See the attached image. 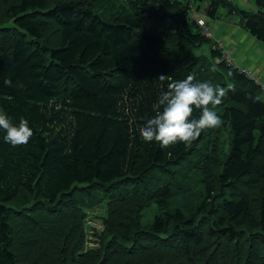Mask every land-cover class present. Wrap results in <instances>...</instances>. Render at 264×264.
Instances as JSON below:
<instances>
[{
    "label": "trees",
    "instance_id": "1",
    "mask_svg": "<svg viewBox=\"0 0 264 264\" xmlns=\"http://www.w3.org/2000/svg\"><path fill=\"white\" fill-rule=\"evenodd\" d=\"M48 1L0 0V111L13 124L26 119L33 131L27 145L14 147L0 130V264H25L16 248L15 214L36 205L60 212L63 203L72 205L67 198L78 186L101 197L140 185L213 146L218 170L202 173L194 202L175 200L185 186L174 179L136 187L132 205L100 200L107 225L96 233L91 264H264L261 86L223 60L221 49H211L221 86L235 89L215 109L223 124L202 132L191 147L162 149L139 132L170 82L161 88L160 75H193L214 86L194 54L212 39L190 28L189 3L203 0H116L106 16L88 2ZM254 4L255 10H243L209 0L206 15L213 19L227 8L264 46V0ZM153 206L152 221L143 223ZM67 220L64 234L74 247L88 236L85 221L66 213L56 225ZM23 238L31 239L28 230Z\"/></svg>",
    "mask_w": 264,
    "mask_h": 264
},
{
    "label": "rangeland",
    "instance_id": "2",
    "mask_svg": "<svg viewBox=\"0 0 264 264\" xmlns=\"http://www.w3.org/2000/svg\"><path fill=\"white\" fill-rule=\"evenodd\" d=\"M56 1L60 2L63 0H49L48 2L52 4L56 3ZM74 1L83 3V5L88 2L93 6L92 9H94V11L100 10V13L103 11L106 16L108 12H110V15L112 14L113 4L116 0ZM227 2L239 9L255 10L254 0H227ZM189 4L192 5L190 12L191 29H199L196 26L197 21L198 19H202L206 27L209 28L210 36L217 40L221 39V35L227 26L235 27L234 34L230 38L231 42L230 44L225 43V45L227 44L225 49L232 50L230 51L231 55L233 53V56L237 57L238 62L242 65H250V63L253 62L251 59V56L255 54H253V52H258L257 49L261 50V46L263 47V45L259 43V45H256V49L252 47V44L248 45L252 38L250 35L245 37L243 41L239 39L245 30L238 14H230L227 8H219L216 17L211 19L206 15L209 0H203L200 4L195 2H190ZM214 48L221 49L223 54H227L221 44L215 40H211V43L209 42L196 48L194 54L197 57L199 65L204 68L200 69L202 75L212 80L214 86H221L222 77L217 75V69H212L214 65H216L215 63H218L217 60H215L214 63L210 57V50H214ZM234 65L236 66V63ZM216 149L217 147L213 146L209 148L208 152L202 157L197 155L196 157L184 160L173 168L163 169L154 179H149L140 185L130 183L119 186L116 190L103 191L101 197L90 189H84L78 186V189L73 192L72 197L67 198L72 200V205L69 207L63 203V206L60 207V212H57V209L47 211L46 207L36 205L31 211L24 210L21 214H15L13 223L17 226V228H15L17 229L15 238L20 260L25 261V264H91L93 260L92 254L96 253L95 250L97 249L96 242L99 241L96 233L99 234L102 231L104 232L105 229L103 230V225H107L106 221L102 219V217L106 215V208L105 205H102L104 202L100 203V200L107 199L109 202H112V205L119 202L121 203L122 201H126L128 205H132L135 196L131 194H133L136 187H144L153 182V180L160 183L162 181H172V179H174V183L185 186V192L182 193L181 191V194L174 195L175 200L177 201V199H181L182 196H184L187 201L194 202L197 199V183L200 182L202 173L205 171L213 173L218 170ZM98 193L102 192L99 191ZM116 195H118V200H115ZM98 197L101 199H98ZM66 213H76L79 215L85 221V234L86 232L88 233V236L87 234H83V238L85 237L84 242L82 239L74 247L70 245L69 237L64 234L67 227L70 226L69 221L67 220L61 225H56L59 221V217L66 215ZM154 215L155 206L149 208L144 213L142 219L143 223L146 224L151 222ZM25 230L29 231V235L31 236L30 240L26 241L23 238ZM70 248H72V252L75 255L73 259H69ZM41 250L45 253L43 257L39 256ZM60 252H63L62 256L59 255Z\"/></svg>",
    "mask_w": 264,
    "mask_h": 264
},
{
    "label": "clouds",
    "instance_id": "3",
    "mask_svg": "<svg viewBox=\"0 0 264 264\" xmlns=\"http://www.w3.org/2000/svg\"><path fill=\"white\" fill-rule=\"evenodd\" d=\"M161 88L164 81L169 80L167 90L162 91L154 104L155 116L139 129L145 143L155 141L162 149L184 144L191 147L192 142L199 138L202 132L219 128L223 121L215 109L223 103V98L229 92H234V86H213L210 81H197L193 75L185 79L170 80L166 75H160ZM7 87H12V81H3ZM22 87V85H19ZM199 111V117L194 112ZM0 130L6 135L4 142L12 146H24L33 136L28 121L21 118L19 124H13L6 113L0 111Z\"/></svg>",
    "mask_w": 264,
    "mask_h": 264
},
{
    "label": "crops",
    "instance_id": "4",
    "mask_svg": "<svg viewBox=\"0 0 264 264\" xmlns=\"http://www.w3.org/2000/svg\"><path fill=\"white\" fill-rule=\"evenodd\" d=\"M235 31V27L233 26H227V28L224 29L222 35H221V39H214L212 36L211 39L215 40L216 42L218 41L219 44H221V46L224 48V51L230 56V59L232 60V63L235 64L236 66L241 68V70H245L260 86L264 87V46H261V50L257 49L258 52H253V56H251V59L253 60L252 63L249 64H240V62H238L237 57L233 56V53L231 55L229 49H225V43H229L231 42V37L234 34ZM248 33L245 31L243 32V35L239 38L240 40H244L245 37H248ZM224 40V41H222ZM222 41V42H221ZM252 44V47H255L256 49V45H259V42L256 41L255 39L251 38V41L248 43V45ZM261 44V43H260Z\"/></svg>",
    "mask_w": 264,
    "mask_h": 264
},
{
    "label": "built area",
    "instance_id": "5",
    "mask_svg": "<svg viewBox=\"0 0 264 264\" xmlns=\"http://www.w3.org/2000/svg\"><path fill=\"white\" fill-rule=\"evenodd\" d=\"M196 26H197V28H199V30L201 31V33L204 34V36H206V37H208V38L211 39L210 33H209V28L206 27V24H205V22L202 19H198ZM223 60L232 63V60L230 59V57L227 54H223ZM241 71L247 73L245 70H241ZM261 89H262V92L264 94V87L261 86Z\"/></svg>",
    "mask_w": 264,
    "mask_h": 264
}]
</instances>
